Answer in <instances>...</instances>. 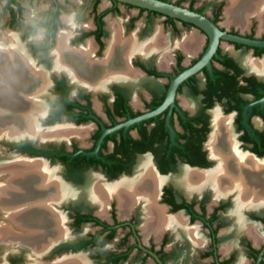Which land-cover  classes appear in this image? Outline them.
Listing matches in <instances>:
<instances>
[{"label":"flooded vegetation","instance_id":"flooded-vegetation-1","mask_svg":"<svg viewBox=\"0 0 264 264\" xmlns=\"http://www.w3.org/2000/svg\"><path fill=\"white\" fill-rule=\"evenodd\" d=\"M22 1L17 0L20 10L12 6V17L2 1L9 26L19 20ZM100 1L89 0L85 20L71 16L74 27L67 45L79 50L82 60L81 71L73 76L66 69L54 70L51 55L59 33L67 29L61 19L67 0H50L49 8L34 25L41 30V40L24 54L46 79L45 93L32 94L31 103L26 105L39 107L32 113L37 132L19 126L0 134V225L9 223L16 230L18 214L40 212L41 230L62 228L65 235L39 250L30 249L19 239L11 244L0 240L1 262L26 264L33 253L38 264L56 260L67 264L75 256H83L87 264H182L190 251L204 264H264V204L240 206L236 192L215 193L208 180L193 183L185 177L187 172L209 175L214 171L216 162L208 149L213 133V138L229 133L239 153L264 163V68L256 67L264 61V48L220 40L208 67L177 85L172 106L156 118L105 134L97 145L103 130L159 107L167 83L200 58L207 41L190 24L115 1L104 0L108 7L99 8ZM159 1L208 18L201 8L193 7V0ZM185 1L186 7L182 5ZM55 5L59 6L57 15L48 26L51 16L44 13ZM118 5L137 10L125 28L119 23L123 36L135 33L143 46L142 53L130 56L129 61L107 53L112 39L108 22L113 23ZM219 7L216 4L214 9ZM142 16L140 31V25L133 23ZM153 17H161L162 26L172 35H179L177 24L194 30L202 36L201 46L186 53L181 41L171 42L164 36L169 61L159 67L158 56L147 54L145 46L161 33L154 30L146 35ZM208 19L226 33L264 40V35L255 36L253 28L247 33L220 28L216 12ZM88 43L93 47L91 63L84 61L82 52ZM221 43L226 46L222 48ZM243 52L247 55L240 58ZM113 71L119 75L113 76ZM180 96L190 104L180 101ZM37 97H41L40 103ZM215 112L220 119L216 132ZM150 174L157 183L147 186L145 176ZM96 178L113 185V195L105 207L92 203L86 195ZM51 181L73 190L76 197L54 195ZM149 189L154 198L149 197ZM9 214L13 222L4 218ZM228 235L234 238L225 239ZM169 238L178 250L170 249Z\"/></svg>","mask_w":264,"mask_h":264},{"label":"bare ground","instance_id":"bare-ground-1","mask_svg":"<svg viewBox=\"0 0 264 264\" xmlns=\"http://www.w3.org/2000/svg\"><path fill=\"white\" fill-rule=\"evenodd\" d=\"M228 1L230 4L226 11L228 21L235 22L240 27H245L248 23V18L255 16L261 23L260 30L264 29V14L261 10L263 0ZM109 26L111 27L112 38L107 45V53L109 55L113 52L115 59L118 56H122L125 61H129L128 58L130 56L139 52L142 53L143 46L141 47V44L137 42L135 33L124 37L119 23L114 21L112 23L111 21ZM68 27V31L59 33L56 48L52 50L51 55L53 56L54 70L63 71V69H66L73 76L81 71L82 68L79 63L82 60L77 53L79 50L73 51L67 45L73 29L70 23ZM187 41L188 43L182 44V47H184L186 53H190L196 47L198 39L191 36ZM17 42L14 35H4L0 42V134L15 131L19 126H26L31 133L37 132L34 123L35 116L32 113L38 111L39 107L34 109L26 105L31 103L32 94H40L43 85L45 86L44 82L46 79L44 80V76L40 71L33 67L32 61L26 57L21 45ZM166 44L164 45L161 35L156 34L145 45L147 54L158 56L157 63L159 67L166 66L169 61ZM92 49V45L88 43L86 48L82 50L84 61L87 63L93 62L91 59ZM113 67L117 66L113 65ZM256 67L263 69L264 61L260 62ZM117 75L119 74L113 71V76ZM33 80L34 83L30 85ZM35 82H39V84L37 85ZM11 105L12 107H10ZM219 121L217 113H213L214 132L219 129ZM224 124L228 127L227 119L224 120ZM213 135L214 133L210 138L208 149L210 157L216 162L214 171L209 173V175L187 172L185 175L186 179L193 181V183L208 180L215 189V193L236 192L240 206L247 207L253 204L260 206V204H264V163L246 154L239 153L234 147L235 144L232 143L229 133L219 138H213ZM145 181L148 182L147 186L152 185V181L157 183L152 174L146 175ZM51 186H53L51 189L54 195L57 194L61 198L73 199L77 195L76 192L68 187L60 186L56 181H51ZM116 194L120 195L119 191ZM86 195L92 203L105 207L113 195V185L104 183L100 178L93 179ZM149 195L150 198H154V196H151V189H149ZM99 213L103 215L102 210ZM157 213H160V211H157ZM4 218L7 220L11 219L13 222L10 214L5 215ZM35 218L38 221H35ZM17 219L19 222L16 230L9 223L0 225L1 241L11 244L13 240L19 239L30 246V249L39 250L44 245L47 246L49 242L51 243L57 236L63 237L65 235V231L62 228L59 230H41L39 227L41 226L42 213L40 212L18 214ZM178 220L182 222L181 218ZM26 232L29 235H26ZM15 244H12L11 247ZM26 262V264H38V256L33 253L29 254ZM64 262L65 260H56L49 264H63ZM67 264H87V262L83 256H75Z\"/></svg>","mask_w":264,"mask_h":264},{"label":"rangeland","instance_id":"rangeland-1","mask_svg":"<svg viewBox=\"0 0 264 264\" xmlns=\"http://www.w3.org/2000/svg\"><path fill=\"white\" fill-rule=\"evenodd\" d=\"M59 2H63L64 0H58ZM174 1V0H173ZM264 1V0H263ZM262 1V2H263ZM216 4H220L219 10H215L214 7ZM262 8L261 10L263 11L264 14V2L262 3ZM182 5L185 7L188 5V2H182ZM3 2L0 3V42L3 38L4 35H14L16 36L17 43L21 45V49H25L24 52L27 53V49H29L32 46H35L36 44H39L41 40V30L39 28H34V25L36 24L41 12L44 10L48 9L50 6V0H25L21 2V15L19 20L13 24L12 26H9L7 21V12L2 8ZM230 4L228 0H193V7L194 8H201L203 10V13L208 17L212 18L214 13L216 12L218 14V19H217V25L226 30H235L240 33H247L250 28H253L255 36H263L264 35V29L260 30V21L257 19L255 16H250L248 18V23L245 27H240L238 26L235 22L228 21L226 18V11L228 10ZM99 8H106L108 7V3L104 0H101L98 5ZM118 14L112 16V20L116 23H120L122 25V28H125V24L127 23L129 18H134L137 14V10L133 8H127L123 5H118ZM89 14V0H67L65 2V10L62 11L61 13V19H63L64 23L67 26V29H64L62 27L61 32H66V30H69L68 24L70 23L73 27L74 25L71 22V16L74 15L75 19L76 17H81V19L85 20L86 17ZM143 19L144 17L142 16L140 19L136 20L133 25H140V31H142V26H143ZM68 21V23H67ZM109 21L108 23H110ZM263 26V25H262ZM72 27V28H73ZM135 27V26H134ZM179 35H172L171 33L169 34V30L165 27L162 26V18L161 17H153L151 24L149 25V29L146 32V35H150L154 30V33L156 31L160 32L163 34L161 37L164 40V45L167 43L166 38L171 41H181L179 45L182 47V44H185L187 42V39L190 38L191 36L197 37L199 40V43L197 44V47L199 48L203 42L202 36L199 35L197 32L190 28H182L177 24ZM160 30V31H159ZM72 31V30H71ZM60 32V33H61ZM154 33L149 37H153ZM131 35V34H130ZM129 35V36H130ZM143 37V35L141 34ZM166 38H165V37ZM125 37V36H124ZM148 38V39H149ZM148 41V40H147ZM168 47V45L166 44ZM226 45L224 43H221V47L224 48ZM56 47V46H55ZM184 50V47H182ZM54 49V48H53ZM185 51V50H184ZM247 53L243 52L241 53V57L246 56ZM34 57V56H32ZM31 57V59H33ZM53 62V58H52ZM45 89L44 87L42 88L41 92L39 95L42 93H45L43 91ZM180 101L183 100L187 105L190 104L188 99H185L183 96H180ZM41 97H37V101L40 103ZM42 101V100H41ZM40 111L43 109V107L39 104ZM264 216V214H263ZM225 236L227 235L226 233L224 234ZM170 237V236H169ZM234 236L228 235L227 238L228 240L233 239ZM168 244L170 246L171 250H178L177 243H175L172 238H169ZM187 250V248H185ZM189 250V249H188ZM189 253H186L185 258H183L182 264H204L203 262L197 261L196 255L195 254H190L191 252L188 251ZM193 253V252H192ZM184 255V254H183ZM0 259H1V251H0ZM0 260V264H2ZM4 264V263H3Z\"/></svg>","mask_w":264,"mask_h":264},{"label":"water","instance_id":"water-1","mask_svg":"<svg viewBox=\"0 0 264 264\" xmlns=\"http://www.w3.org/2000/svg\"><path fill=\"white\" fill-rule=\"evenodd\" d=\"M2 1H15V0H0V2ZM109 1H115L120 4L129 5L134 8L154 12L162 16L176 19L180 22L190 24L191 26L201 31L206 36L207 41L205 44L204 52L202 53L200 58L192 66L179 73L177 76H175L171 81L167 83L165 98L159 107H157L154 111L150 113H146L145 115L136 117L134 119H129L124 123H121L120 125H117L111 129L103 130V133L101 134L97 142V145L105 134L111 133L120 127L126 128L127 126L133 123H137L147 118H156L158 113L161 112L163 109H165L168 105L172 106L173 94L177 85L183 80H185L187 77L191 76L192 74L200 70L201 68L205 66L208 67L209 60L215 54L216 48L218 46V42L220 40L234 44H240L247 47L264 48V40H251L238 35L226 33L225 31L220 30L215 24H213L205 16L190 11L184 7L175 6L173 4L162 2L159 0H109Z\"/></svg>","mask_w":264,"mask_h":264},{"label":"trees","instance_id":"trees-1","mask_svg":"<svg viewBox=\"0 0 264 264\" xmlns=\"http://www.w3.org/2000/svg\"><path fill=\"white\" fill-rule=\"evenodd\" d=\"M5 2V9L8 11L9 15L12 17L14 15V12H13V9H12V6H15L17 10H20V8L18 7V3H17V0L15 1H4ZM115 3V2H113ZM56 8H59V6H54V8H52L51 10H48L44 13V15H49L51 16V19H50V23L48 26H52V22L51 20H53L55 18V16L57 15V11H56ZM140 12H144L145 10L143 9H139ZM147 13H150V14H155L153 12H150V11H147ZM167 21L171 22V19H168L167 18ZM214 22V21H213Z\"/></svg>","mask_w":264,"mask_h":264}]
</instances>
